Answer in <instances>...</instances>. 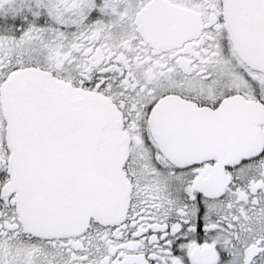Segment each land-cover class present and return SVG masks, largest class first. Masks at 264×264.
<instances>
[{"label": "snow or ice", "instance_id": "snow-or-ice-1", "mask_svg": "<svg viewBox=\"0 0 264 264\" xmlns=\"http://www.w3.org/2000/svg\"><path fill=\"white\" fill-rule=\"evenodd\" d=\"M0 264H264V0H0Z\"/></svg>", "mask_w": 264, "mask_h": 264}]
</instances>
